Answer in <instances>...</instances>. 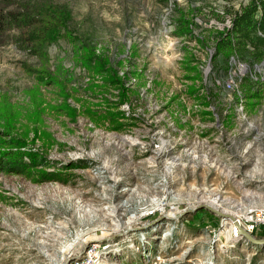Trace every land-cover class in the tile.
Returning <instances> with one entry per match:
<instances>
[{"label":"rangeland","instance_id":"rangeland-1","mask_svg":"<svg viewBox=\"0 0 264 264\" xmlns=\"http://www.w3.org/2000/svg\"><path fill=\"white\" fill-rule=\"evenodd\" d=\"M246 1L0 0L67 18L0 35V264H264L201 206L264 205V75L219 42Z\"/></svg>","mask_w":264,"mask_h":264},{"label":"trees","instance_id":"trees-1","mask_svg":"<svg viewBox=\"0 0 264 264\" xmlns=\"http://www.w3.org/2000/svg\"><path fill=\"white\" fill-rule=\"evenodd\" d=\"M155 2L160 6H165L168 0H155ZM66 20V13L50 11V15L33 19L29 11L4 9L0 6V35L12 26H32L36 29V32L32 35L34 38L31 39L36 38V44H38L41 43L40 37L44 31L47 29L57 31L60 26L66 24ZM55 23H58V27L55 26ZM221 38L219 42L222 47H229L232 51L240 54V56L248 53L251 59L256 61L262 60L264 58V0H247L234 9L230 14V24L225 27ZM88 47L82 48L79 53V58L84 63H87L91 54V50ZM31 51L35 52V47ZM89 67L91 70L96 69L95 65ZM110 79L111 82L117 83L113 77ZM244 80L251 85L254 82L249 73L244 77ZM4 156L5 154L0 155V170L19 172L21 169L20 165L3 160Z\"/></svg>","mask_w":264,"mask_h":264},{"label":"built area","instance_id":"built-area-1","mask_svg":"<svg viewBox=\"0 0 264 264\" xmlns=\"http://www.w3.org/2000/svg\"><path fill=\"white\" fill-rule=\"evenodd\" d=\"M230 20L228 17L227 21ZM229 25V24H228ZM227 25V26H228ZM258 63V62H257ZM258 71H260V77L263 78L264 75V58L259 61L258 64H255ZM257 225L264 226V205H250L243 215H233V219L227 221L225 228L226 234L230 238L240 237L241 234L238 233V230L243 227L247 232L252 234V230ZM78 263V262H75ZM81 264H86L85 261L80 260ZM79 264V263H78Z\"/></svg>","mask_w":264,"mask_h":264},{"label":"water","instance_id":"water-1","mask_svg":"<svg viewBox=\"0 0 264 264\" xmlns=\"http://www.w3.org/2000/svg\"><path fill=\"white\" fill-rule=\"evenodd\" d=\"M201 206L211 209L212 211H214L215 213H218L222 216L228 217L230 219H233V215L231 216V214L227 213V212H222L217 210L216 208H212L211 206H209L208 204H201ZM238 233L243 235L244 237H246L248 240L252 241V242H264V237H255L253 234L247 232L243 227L240 226Z\"/></svg>","mask_w":264,"mask_h":264}]
</instances>
